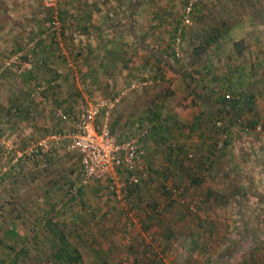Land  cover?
I'll list each match as a JSON object with an SVG mask.
<instances>
[{
    "label": "rangeland",
    "instance_id": "obj_1",
    "mask_svg": "<svg viewBox=\"0 0 264 264\" xmlns=\"http://www.w3.org/2000/svg\"><path fill=\"white\" fill-rule=\"evenodd\" d=\"M166 1L159 0L155 7L150 4L146 14L148 18L160 14L157 17L160 24L154 25L158 33L153 39L161 40L163 47L167 43L168 62L179 70L181 76L188 78V88L192 92L207 99L201 103L192 100L188 104L178 101L176 97L165 101L164 97L170 95L168 91L171 88L159 82L129 90L132 99L125 98L128 101L126 104L130 106L134 101H142L139 107L150 111L136 116L141 118L136 134L132 131H128L127 135L121 132L124 134L122 137V134L118 135V130L111 132L120 140L128 137L138 140L147 175L136 187L128 186L119 195H102L101 181L75 187L78 184L80 154L68 151L64 141L59 144L52 141L51 148L39 156L41 160L29 159V164L24 166L18 162L15 168L11 167V160L4 159L5 152L9 150L0 146V264H56L50 254L55 228L67 234V239L78 247L84 264H264V117L257 103L249 104L246 94L252 89L254 80H257L254 88L264 86V0H196L191 21L187 25L181 24L187 0H168V4ZM103 3V7L116 11L120 8L116 3H109V0ZM88 7L82 0H0V45L7 48L8 45L23 44L28 48L35 41L42 45V33L48 35L49 31V34H59L66 30L68 33L65 37L60 35L58 39L57 34L56 38L53 36L54 39L51 37L48 40L55 50L64 48L60 42L64 38L69 41L74 38L72 31H69L71 26L85 30L79 24H73L70 15L77 13L80 17L78 11ZM152 8L154 13H151ZM161 13L170 14L165 16ZM61 15L62 19L59 18ZM129 17L126 12L119 11L110 24L115 28L121 25L128 28ZM53 18L60 23L58 31L52 27ZM80 19L75 21L80 23ZM212 19L219 21L224 31L221 30L215 44L201 52L200 61L195 60L191 54L192 42L196 40H193L194 34ZM114 33L108 36V41L113 44L112 50H116L115 43L119 46L121 40L127 47L119 51L121 57L108 58L110 66L107 67H112L116 74L119 62H122L123 68L134 70V65L140 63L143 57L131 50L127 35H119L117 31ZM4 52L7 51L4 50L2 54ZM89 57L85 59L82 55L81 45L74 53V59L77 58L81 64L92 60ZM210 60L216 61L212 70L220 73L216 81L211 76L212 70L204 69ZM232 65H239V71L244 76L250 72L248 82L246 76L243 77L246 90L244 87H239L240 90L231 87ZM199 67L201 71H198ZM151 71L146 65L139 73L145 72L149 77ZM134 83L139 84L136 80ZM220 95L225 100L222 97L218 100L217 96ZM107 97L113 99V96ZM47 101L44 102L51 106ZM86 102L83 100L78 104ZM167 102L169 105L166 107ZM170 105L181 110L189 105L193 112L198 114L203 109L201 113L207 115L203 124L210 148L204 159L194 148L180 147L178 138L174 136L160 140L161 145L155 149H148L158 155L157 163L159 159H164L169 147L174 146L172 151L181 156L174 162L171 175L176 177L182 172L184 178L181 181L174 177L168 180L160 177L161 169L164 170L161 164L154 166L160 168V173L152 172L146 153L147 142L144 145L142 141L153 128L148 115L163 126L164 116H153L157 113L154 111H169ZM73 109L74 106L71 107ZM117 109L119 112L116 116L123 106H113V114ZM76 111L69 115L71 124L68 130L73 128ZM127 111L133 113L131 109ZM47 112L44 129L60 131L62 128L58 126L51 127L53 121L55 126L58 123L54 119V108L49 114ZM116 116L113 115V118ZM199 121L201 123L203 118ZM185 124L179 121L175 125L176 131ZM43 130L37 134L39 136L32 137L27 145L20 147L19 140L15 150L8 154L16 155L17 151L21 152L26 146L48 136ZM194 135L196 132L192 133ZM186 136V131H183L182 138ZM198 163L204 165L199 166L198 174L209 179L215 193L209 195L212 197L209 202L205 197L206 188L192 180L196 170H186L187 165L196 167ZM72 186L76 192L69 196L67 188ZM55 212H61L60 215L67 221L58 216L53 219ZM75 213L78 222L72 223L70 216Z\"/></svg>",
    "mask_w": 264,
    "mask_h": 264
},
{
    "label": "crops",
    "instance_id": "obj_2",
    "mask_svg": "<svg viewBox=\"0 0 264 264\" xmlns=\"http://www.w3.org/2000/svg\"><path fill=\"white\" fill-rule=\"evenodd\" d=\"M104 1L107 2V0H82L83 3H86L89 7L91 6V8L88 7L86 10L83 8L78 11L80 17L79 14L77 16V13H75L74 15H70L71 17L69 19L73 24L77 23L80 28H85V30L83 31L74 28V25V27L71 26L73 29L70 28L69 31H72L74 38H70V41L64 38V41L60 42L61 44H64V48H56L55 50V48L50 45V41L48 40L51 38L52 33L49 34V31L48 35L42 33L41 37L44 42L42 45L36 44V41L35 43L33 42L32 44H29L28 48L23 47V44H15L10 47L8 45L7 48H3L0 45V146H5L10 152L15 150V147L19 144V140H21V144H19L21 147L26 143L28 144L32 137L39 136L37 134L40 133L46 125L45 113L47 112V108L51 109L48 110V114L49 112H52L54 108L56 115V118L54 119L58 122L55 126L56 123L53 121L54 124H52L51 127L55 128L58 126V128L62 129L60 131H53L45 128L42 132L45 133V135H51L56 134L57 132L61 133L69 131L67 127L71 124L69 118L70 113H73L76 110L77 113L81 107L88 105L90 102L109 99L107 96H113L112 100H114V107L115 105L116 107L117 105L118 107L123 106V109L118 116L115 114L119 112V109L115 110L114 114L111 109V113L117 118H113V115L111 118L110 113L108 120L110 130H118V135L122 134V137H124V134L127 135L129 133L128 131H132L136 134L141 125V118H137L136 116L142 114L143 111L147 113L150 110L148 111L145 107L144 109L139 107V105L143 103L142 101H139L140 103L134 101L130 106H128L129 103L126 104L128 101L126 102L125 98H131L132 95L129 90L135 86H146L157 82L165 83L171 88L170 92L168 91L170 95L164 97L165 101H168V99L173 100V98L176 97L178 98V101H185V104H188L189 102H192V100H195L198 103L207 99L203 95H199V93L196 94L192 92L190 87L188 88V78L183 75L181 76L179 70H175L176 68L168 62V51L165 48L167 43H165V47H163L161 40L153 39V36L158 33L155 30L154 25L160 24V21L157 19L160 14H155L151 18H148L146 14L148 15L150 4L155 7L158 5L159 0H109V3H116L120 7L117 11L109 7H103L102 4H104ZM169 1L167 0L166 3L168 4ZM99 7H101V9H99ZM146 9L147 11L145 12ZM84 10L86 11L85 14ZM119 11L126 12L130 16L128 20V28L122 27L121 24L120 28H115L110 24L111 21L115 20L118 16ZM151 13H154V8L151 9ZM161 14L168 16L170 13ZM78 18H81L80 23L79 21H75V19L78 20ZM95 18L101 20L98 21ZM114 31H117L118 34L122 36L127 35L129 37L131 50L134 52L137 51L139 55L143 57V60L140 63L134 65V70H126L123 68L122 62H119L116 74L113 72L114 69L112 67H107L110 66L108 58L113 56V59H116L117 56H120L119 51H123V47H127L121 40L119 41V46L118 43H115L116 50H112L113 44H110V41H108V36L115 35ZM66 33H68L66 30L60 31L59 34L54 33L53 36H55V34L57 36L58 34L59 39L60 35H62L63 38ZM122 43L123 45L121 46ZM80 45L82 47V55L85 59L86 56L92 57V60H86L87 62H85V64L79 63L77 58L74 59V53L78 51ZM4 50L9 53L4 52V54H2ZM113 53H115V56ZM32 59L34 60L35 65L31 69L21 68L24 61ZM215 63L216 61L210 60L204 69L211 71L213 69L212 67L215 66ZM146 65L152 70L149 77L145 72L143 74L139 73L142 66L145 67ZM231 67V87L233 89L244 87L243 77L246 76V82H248L250 72H246V75L244 76L239 71V65L237 67L236 65H232ZM198 71H201L200 67L198 68ZM208 71L207 74H210ZM248 71H250V69ZM133 72L135 75H133ZM211 72V76L216 81V78L218 79L220 76L218 74L220 73L216 70H212ZM214 72H216V74H214ZM136 73L138 74L137 76ZM135 80L138 81L139 84L134 83ZM256 84L257 80H254L251 83L252 89L246 91V94L248 95L249 104L252 103V105H254V103H257V106L259 105L258 108L262 110L264 117V86L259 85L257 88H254ZM244 88V90H246V87ZM107 89L108 94H106ZM238 90H240V88ZM135 97L136 95L133 99ZM217 99L220 100L221 95L219 97L217 96ZM42 100H48L51 103V106H48ZM83 100H86L87 102L83 105L78 104V102ZM261 101L262 104L260 103ZM36 102H38L37 107ZM167 104L168 102L165 103L166 107ZM72 106L75 108L73 109L74 111L71 110ZM172 106L170 105L169 111H166L165 109L154 111L158 114L156 113L157 115L155 114L153 116H164L162 119H164L163 121L165 125L163 126H160V123H157V121L154 122L152 115H148L152 120L153 128L150 135L147 138L142 139V141L144 140V145L145 141L147 142L146 145L148 148L146 153L149 156V164L152 172L156 171L155 173L157 174L161 172L160 177H163L166 180L173 179L174 176L171 175V169L175 166L174 162L181 155L176 154L175 151L169 150V152H166L167 154L164 155V159L161 158L156 163L158 155L156 156L155 151L148 149H155L157 145H161L160 140L174 136L175 139L178 138L177 141H179L178 144H180V147H186V149L194 148L197 154L202 156L201 159H204V155L210 148L203 124L207 116L202 114L204 110L201 109L198 111L201 114L200 115L199 113L197 114L196 112H193L191 108H189V105L185 110L177 109L174 105ZM129 109H131L133 113H129L127 111ZM124 110L129 114L124 112ZM217 113L220 114L221 112ZM201 118H203V121L200 123L199 119ZM102 120L103 117L97 118L99 124L102 123ZM179 121L186 124L185 126H182V129L178 128L176 131L177 127L175 125ZM49 124L51 125V123ZM182 130L186 131L187 138H182ZM194 132H196V135L192 136V133ZM231 132L235 133L236 131L232 130ZM177 133L179 136H177ZM31 145L26 146V149ZM26 149L21 152L17 151L16 155L13 153L9 155V152L7 151L4 154V159H7L8 161L11 160V167L13 168L16 167L18 162H21V165H25L26 163L29 164V161H27L29 159L33 161L41 160L39 156L42 153L31 158L25 154ZM151 153H153V155H151ZM155 164L164 165V170L161 169L159 172L160 168L154 167ZM199 166L201 168V166L203 167L204 165L203 163H198L196 167H193V165H187L186 170L188 172L194 171V169L196 170L195 177H193L192 180H194L197 185L200 183L202 188H206L205 197L209 202L212 199L209 195L214 193L212 190L213 187L210 186L207 177L205 178L198 174ZM183 175L182 172H179L174 179L181 181L184 178ZM205 179L207 180L205 181ZM208 185L209 187H207ZM83 195L85 196V194ZM60 213L61 212H55L53 219H57L55 216H58L60 219H65L67 221V218L61 216ZM70 217L72 223L78 222L76 213L74 216ZM57 224L58 223H56V225ZM66 237L68 238V235Z\"/></svg>",
    "mask_w": 264,
    "mask_h": 264
},
{
    "label": "built area",
    "instance_id": "obj_3",
    "mask_svg": "<svg viewBox=\"0 0 264 264\" xmlns=\"http://www.w3.org/2000/svg\"><path fill=\"white\" fill-rule=\"evenodd\" d=\"M195 1L187 0L182 25L190 23ZM51 24L53 29L58 31L59 21L53 18ZM33 66V60H26L21 68L31 69ZM113 101L101 99L81 107L76 113L72 130L38 139L25 150V154L33 158L49 150L52 141L56 144L64 141V147L68 151H76L80 154L78 184L75 187L101 181L103 189L100 193L104 192L102 195L110 193L119 195L126 187L138 184L147 175L144 154L136 138L128 137L120 140L111 132L108 120L114 106ZM99 117H103L101 124L97 121ZM67 190L69 196L76 192L73 186Z\"/></svg>",
    "mask_w": 264,
    "mask_h": 264
},
{
    "label": "trees",
    "instance_id": "obj_4",
    "mask_svg": "<svg viewBox=\"0 0 264 264\" xmlns=\"http://www.w3.org/2000/svg\"><path fill=\"white\" fill-rule=\"evenodd\" d=\"M194 8H195V5H194ZM62 17L63 16L61 15L59 18L62 19ZM213 19L212 21H208L206 26L201 27L194 34L193 40L194 39L196 40L192 42L193 48H192L191 54L195 57V60H199L198 58L200 57L201 52H204L208 47H211L212 44H215L218 38L221 36V30L223 29V27L219 26V21H213ZM51 35H52L51 37H53L54 32H52ZM195 60H193V62ZM222 96L223 95H221V97ZM223 100L225 99L223 98ZM173 147L174 146L169 147L171 151L174 150ZM136 185H133L132 187H136ZM53 232H54L53 235H55V238H53V241L51 242L52 249L50 251V254L52 255L54 262L56 264H84L83 257H82L80 250L78 249L77 246L72 244L67 239V237L65 236V233L63 231H60L57 228H55Z\"/></svg>",
    "mask_w": 264,
    "mask_h": 264
}]
</instances>
